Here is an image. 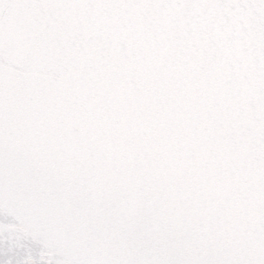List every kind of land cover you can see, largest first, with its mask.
I'll list each match as a JSON object with an SVG mask.
<instances>
[{
  "label": "snow or ice",
  "instance_id": "obj_1",
  "mask_svg": "<svg viewBox=\"0 0 264 264\" xmlns=\"http://www.w3.org/2000/svg\"><path fill=\"white\" fill-rule=\"evenodd\" d=\"M0 264H264V0H0Z\"/></svg>",
  "mask_w": 264,
  "mask_h": 264
}]
</instances>
